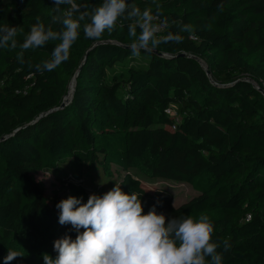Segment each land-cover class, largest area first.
Here are the masks:
<instances>
[{"label": "trees", "instance_id": "trees-1", "mask_svg": "<svg viewBox=\"0 0 264 264\" xmlns=\"http://www.w3.org/2000/svg\"><path fill=\"white\" fill-rule=\"evenodd\" d=\"M130 2L155 12L153 0ZM155 2L169 21L160 35L193 26L181 44L133 57L126 24L98 42L81 30L69 60L43 74L27 65L49 59L55 42L27 50L23 65L19 49H0V264L8 249L25 251L10 264H44L43 253L57 256L56 239H75L58 223V191L48 196L36 179L47 172L83 203L121 184L145 214L160 201L166 217L207 215L213 240L232 245L223 264H264V95L252 84L264 90V0ZM53 14L52 0H0V24L25 32L37 16L57 29ZM169 108L181 117L176 131ZM69 162L70 180L60 175ZM97 172L111 179L106 187L93 185ZM141 178L198 195L175 207L168 191L147 192Z\"/></svg>", "mask_w": 264, "mask_h": 264}, {"label": "clouds", "instance_id": "clouds-1", "mask_svg": "<svg viewBox=\"0 0 264 264\" xmlns=\"http://www.w3.org/2000/svg\"><path fill=\"white\" fill-rule=\"evenodd\" d=\"M153 3L155 12L151 7L141 9L130 0H102L98 6L77 0H52L51 21L59 26L57 29L40 22L39 16L27 32L22 26L0 24V49H19L16 60L23 65L27 50L55 42L49 59L27 65L43 74L69 60L81 30L85 39L98 42L116 30L118 22L126 24L133 57L142 51L152 53L162 44H181L180 33L192 32L193 26L181 23L178 32L160 35L169 21L160 11L161 5L155 0ZM218 8L222 10L223 4ZM120 185L103 196L91 194L86 203L83 197L75 196L57 203L58 223L71 225L77 235L72 239L66 233L56 239L53 250L57 256L43 253L44 264H223V254L232 245L227 239L213 240L214 225L207 215L166 217L157 212L160 201L145 214L140 196L125 193ZM24 253L8 249L4 264L23 258Z\"/></svg>", "mask_w": 264, "mask_h": 264}, {"label": "rangeland", "instance_id": "rangeland-1", "mask_svg": "<svg viewBox=\"0 0 264 264\" xmlns=\"http://www.w3.org/2000/svg\"><path fill=\"white\" fill-rule=\"evenodd\" d=\"M70 163H68V165L66 166V168L64 170H62L61 172V177L65 178V179H72V177H75V172L71 169L70 167ZM113 169V173H114V180L117 182V178L116 176H118V172ZM94 175V172H93ZM67 177V178H66ZM95 180L93 185L99 186L98 188L100 189L101 186L106 187L107 184H109V182H111V179L103 172H97V174H95ZM38 181L43 182L46 186V188L48 189L47 191V195L52 197V191L53 190H57L58 192V199L59 201L68 198L69 196H74L73 192L70 190H64L62 189L63 187L61 186V183L59 180H57L53 174L51 173H41L37 176L36 178ZM68 180H65L67 183L69 182ZM142 180V187L150 193H154L157 189H164L166 191H168L174 198V206L175 207H179L181 205H183L184 203L188 202L189 200H191L192 198L196 197L198 195L197 192L193 191L192 188L187 185V184H181L178 182H172V181H149V180H145L143 178H141ZM72 182H75V179L72 180ZM58 214H59V210H58Z\"/></svg>", "mask_w": 264, "mask_h": 264}, {"label": "built area", "instance_id": "built-area-1", "mask_svg": "<svg viewBox=\"0 0 264 264\" xmlns=\"http://www.w3.org/2000/svg\"><path fill=\"white\" fill-rule=\"evenodd\" d=\"M167 27H168V25H167ZM166 29H167V28L163 29L162 32H164ZM162 32H161V33H162ZM193 39L196 40V38H193ZM247 81H248V80H247ZM252 84H253V86H254V88H255L256 90L259 91V90L261 89V88H260L259 86H257L255 83L252 82ZM69 101H70V100H69ZM70 102H71V101H70ZM166 114H167L170 118L174 119V121H175V125H173V127L171 128V130H172V131H176L177 126H178L179 123L181 122V117H180V115H178L176 109H174V108H169V109H167V110H166Z\"/></svg>", "mask_w": 264, "mask_h": 264}, {"label": "water", "instance_id": "water-1", "mask_svg": "<svg viewBox=\"0 0 264 264\" xmlns=\"http://www.w3.org/2000/svg\"><path fill=\"white\" fill-rule=\"evenodd\" d=\"M181 56H184L185 57L186 55L185 54H182ZM197 60H199V59H197ZM207 74H208V76H210V72L208 70H207ZM248 82H252V81L251 80H248ZM71 85L74 86L73 92H72V97H73V94L75 92V80L71 83ZM259 91L264 95V90H261L260 89ZM71 100H72V98H71ZM70 101L69 100L68 101L64 100L63 103H62V105H61V107L59 109L65 108L70 103Z\"/></svg>", "mask_w": 264, "mask_h": 264}, {"label": "bare ground", "instance_id": "bare-ground-1", "mask_svg": "<svg viewBox=\"0 0 264 264\" xmlns=\"http://www.w3.org/2000/svg\"><path fill=\"white\" fill-rule=\"evenodd\" d=\"M73 88H74V86H70V91H69V94H68V96L65 98V100L66 101H68V100H71V98H72V92H73Z\"/></svg>", "mask_w": 264, "mask_h": 264}]
</instances>
